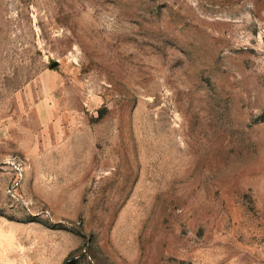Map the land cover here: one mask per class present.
<instances>
[{
  "label": "rangeland",
  "instance_id": "1",
  "mask_svg": "<svg viewBox=\"0 0 264 264\" xmlns=\"http://www.w3.org/2000/svg\"><path fill=\"white\" fill-rule=\"evenodd\" d=\"M0 264H264V0H0Z\"/></svg>",
  "mask_w": 264,
  "mask_h": 264
}]
</instances>
